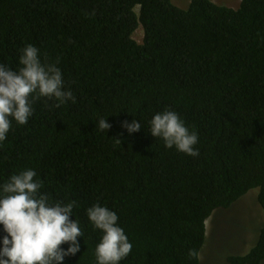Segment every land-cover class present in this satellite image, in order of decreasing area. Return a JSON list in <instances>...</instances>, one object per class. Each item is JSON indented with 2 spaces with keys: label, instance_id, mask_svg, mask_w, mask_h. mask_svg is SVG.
Returning a JSON list of instances; mask_svg holds the SVG:
<instances>
[{
  "label": "trees",
  "instance_id": "1",
  "mask_svg": "<svg viewBox=\"0 0 264 264\" xmlns=\"http://www.w3.org/2000/svg\"><path fill=\"white\" fill-rule=\"evenodd\" d=\"M27 44L59 61L76 101L39 98L26 125L12 122L0 184L32 168L52 200L78 202L84 238L64 264H94L100 232L85 210L97 201L133 245L120 264H202L216 210L258 188L264 212V0H0V62L18 68ZM165 109L198 132L197 157L152 137L149 121ZM133 119L142 127L129 134L122 123ZM227 261L263 264L264 225Z\"/></svg>",
  "mask_w": 264,
  "mask_h": 264
},
{
  "label": "clouds",
  "instance_id": "2",
  "mask_svg": "<svg viewBox=\"0 0 264 264\" xmlns=\"http://www.w3.org/2000/svg\"><path fill=\"white\" fill-rule=\"evenodd\" d=\"M20 53L16 69L0 62V144L8 139L13 121L18 125L28 123L36 99L54 100L56 107L76 101L65 86L58 60L42 62L40 50L32 44L20 49ZM149 125L152 137L161 139L165 148H175L192 157L199 155L198 132L190 130L177 112H157ZM95 127L107 131L111 125L100 118ZM122 127L132 134L142 126L133 119L130 123L124 121ZM43 187L32 168L14 173L0 184V226L5 233L0 237V264H64L65 257L80 251L78 237L84 238V232L74 215L78 202L52 200L41 191ZM85 211L93 229L100 232L94 264H120L132 252L133 245L118 224V214L99 201ZM72 215L74 220L70 219ZM65 243L66 249L61 247ZM189 255L197 253L189 250Z\"/></svg>",
  "mask_w": 264,
  "mask_h": 264
},
{
  "label": "rangeland",
  "instance_id": "3",
  "mask_svg": "<svg viewBox=\"0 0 264 264\" xmlns=\"http://www.w3.org/2000/svg\"><path fill=\"white\" fill-rule=\"evenodd\" d=\"M191 0H172L187 8ZM237 8L241 0H213ZM143 40V30L134 35ZM258 188L250 190L228 209H218L207 221V242L201 253L202 264H229L227 257L247 253L256 243L264 225V212L258 202ZM264 264V263H263Z\"/></svg>",
  "mask_w": 264,
  "mask_h": 264
}]
</instances>
